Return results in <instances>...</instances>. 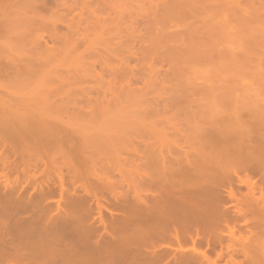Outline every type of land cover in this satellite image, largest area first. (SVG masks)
Instances as JSON below:
<instances>
[{"label":"rangeland","instance_id":"374dc122","mask_svg":"<svg viewBox=\"0 0 264 264\" xmlns=\"http://www.w3.org/2000/svg\"><path fill=\"white\" fill-rule=\"evenodd\" d=\"M174 1L173 6L171 0H58L55 4L49 2L40 12L27 11L25 5L21 6L23 29L29 31L34 40L43 36L44 40L39 44L43 47V41H46L48 52L36 62L39 64L37 72L17 77V83L7 82L8 78L1 76L0 84L9 87V96L30 99L28 105L35 114L51 111L52 120L63 129L80 135L86 144L90 139L93 148H84L85 151L79 148L84 154L77 149L78 153L73 152L70 156L83 161L93 155L94 159L89 158L91 163L87 165L95 167V176L85 183L91 196L104 200H99L106 209H101L100 213L104 222L111 219L106 211L121 215L119 203L131 202L135 193L144 195L141 182L144 176H156L163 165L168 170L169 167L178 170L187 161H198L203 154L199 155L196 146L191 145L192 136L198 129H213L235 114L264 105V0H210L206 16L212 33L208 47L203 49L208 52V58L205 62L195 61L187 68L179 64L180 46L177 47V37L181 35L178 36L181 32L177 33V29L187 20L177 22L180 28L171 30L179 18L176 17L178 11L171 10V6L177 5V0ZM215 4V10L223 8L224 16L218 13L220 17H217ZM16 11L17 8H11L10 14ZM242 14L245 15L243 20L237 21ZM194 22L191 26L197 24ZM170 25L173 26L171 29ZM168 28L169 33L172 32L169 37ZM182 29L185 31V27ZM49 34L58 36V40L50 42L47 39ZM13 49L17 52L18 46ZM41 97L48 101L49 107L34 105L44 102ZM112 134L113 139L110 136L109 141L108 136ZM59 160L56 165L61 171H53L46 189H52L54 194L43 199H38L33 192L32 180H27V186H21L24 179L19 175V186L15 188L19 193L15 199L23 208L16 209L14 220L51 213L53 220L59 222L55 204L59 203L60 209H65L63 203L74 194L86 199L84 222L95 231L86 241L94 244L95 241L102 243L117 239L112 226L106 229L107 233L102 232L104 229L97 220L95 199L85 196L78 182L72 186V179ZM79 169L83 171L85 167ZM39 173L35 172L36 180L41 182L44 178ZM14 176L12 174L11 180ZM57 176L61 177L63 186L61 196L58 186L53 185L59 183ZM238 192L245 193V188ZM29 197L32 205L26 203ZM227 206L234 209L232 204V207ZM242 223L237 218L226 225L235 226L236 240L246 237L247 241L248 237L250 258L259 262L258 250L261 248L257 250L256 246L264 244V233L251 237L241 228ZM221 231L226 234L224 226ZM237 242L232 264H250L242 257V247ZM227 245L224 237L222 246ZM204 250L201 248L198 252ZM205 253L209 260L215 259L211 251ZM117 256L116 264H125L132 255L123 253ZM94 257L85 264H94ZM10 260L7 254L0 255V264H12ZM226 260L223 253L215 264H226Z\"/></svg>","mask_w":264,"mask_h":264},{"label":"bare ground","instance_id":"6f19581e","mask_svg":"<svg viewBox=\"0 0 264 264\" xmlns=\"http://www.w3.org/2000/svg\"><path fill=\"white\" fill-rule=\"evenodd\" d=\"M48 1L0 0V77L8 78L7 82L17 83V77L37 72L39 64L36 62L48 52L46 41H43V47L39 44L40 40H44L43 36L34 40L30 32L23 29L24 19L21 13L22 5L26 6L27 11L40 12L46 9L49 2L55 4L58 0ZM171 1L172 4L175 2ZM209 1L177 0L178 6H171V10L178 11L176 17L179 18L174 24L185 23L186 20L188 22L181 25V28L178 24L173 27L170 19V29L173 27L171 30L180 28L177 29V33L179 30L181 32L177 37L180 57L173 52L178 55L181 60H178L179 64L183 67L187 68L195 61L205 62L208 58V52L203 49L208 47L212 33V26L208 24L210 20L206 16ZM215 6L216 4L213 7ZM11 8H17V11L10 14ZM217 9V17L224 16L223 8ZM167 14L173 17L170 13ZM198 16L197 20L194 19ZM244 16L242 14L241 19L239 16L237 21L243 20ZM192 18L195 20L194 25L197 23L195 26H191ZM187 26H191L189 30ZM186 28L190 33L186 32ZM170 29L167 30L168 37L172 33H169ZM177 33L173 35L177 36ZM187 34L189 37H186ZM58 38L53 34L47 35L50 42H55ZM15 45L18 46L17 52L13 49ZM181 71L182 69L180 73ZM0 89V255L10 256L12 264H85L94 257V252L95 263L94 259L91 261L94 264H116L119 258L117 255L123 253L132 255L125 264H215L216 260L223 257V253L227 257L226 264H232L231 257L237 251L234 249L238 245L236 241L242 247L241 255L246 262L264 264V244L256 246L257 250L261 248L258 250L261 262H257L252 256L250 258L248 237L247 241L244 239L246 237L236 240L235 226H227L238 218L243 221L241 228L251 237L264 233V105H256L258 107L254 110L246 109L235 114L232 119L213 129H198L192 136L194 141H191V145L196 146L199 155L203 154L204 158L199 156L197 163L187 161L178 170H171L170 167L168 170L163 165L157 171L158 174L155 172L156 176L146 174L141 179L144 195L135 193L131 202L119 203L121 215L116 216L106 211L111 219L104 222L100 213L105 208L99 203L103 199L91 196L85 183L95 176V167L87 165L91 163L90 159H94L93 155L90 154L92 158L87 156L83 161L81 158L75 161L70 156L79 148H93L94 145L89 143L90 139L86 144L80 135L63 129L52 120L51 111L35 114L31 110L32 106L28 105L30 99L22 97L20 100L9 96L6 84H0ZM45 100L42 99L45 106H41V103L34 105L49 107ZM57 120L59 121L58 118ZM113 134L108 136V140ZM58 158L62 160V168L71 177L72 186L74 182H78L84 195L95 199L97 220L102 226L100 228L104 229L102 232L107 233L106 229L112 226L117 239L102 243L95 241L94 244L86 241H89L95 231L84 222L86 199L74 194L63 203L65 209L61 210L59 203L55 204L59 222L53 220L51 213L47 216L14 220L16 209L21 207L18 199H15L19 193L15 189L19 186V175L24 179L21 186H27V180H32L34 184H31V188L38 199L53 195L52 189H46L53 171H61L56 165ZM55 159H58L57 162ZM82 165L85 167L83 171L79 169ZM89 168L94 169L92 173ZM38 171L44 178L41 182L36 180L35 172ZM12 174L15 176L11 180ZM57 177L59 183L53 185L58 186L61 196L63 186L61 177ZM240 187L245 188V193L238 192ZM26 203L32 205L31 197ZM228 204L230 207L232 204L234 209L230 210ZM221 226L226 228V234L222 233ZM224 237L227 238L228 245L223 247ZM63 239L68 243L65 240L61 244ZM201 248L206 250L198 252ZM207 250L215 254V259L209 260L205 253ZM82 259L86 262H82Z\"/></svg>","mask_w":264,"mask_h":264}]
</instances>
